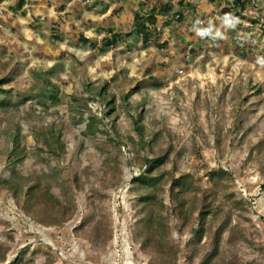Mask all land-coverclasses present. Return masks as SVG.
Masks as SVG:
<instances>
[{
	"label": "rangeland",
	"instance_id": "1",
	"mask_svg": "<svg viewBox=\"0 0 264 264\" xmlns=\"http://www.w3.org/2000/svg\"><path fill=\"white\" fill-rule=\"evenodd\" d=\"M24 1L20 9L19 0H0V173L8 138L19 133L25 174L43 171L62 181L79 175L84 191L73 193L78 210L61 229L37 227L0 192V246L9 249L8 262L148 264L135 240L134 200L125 183L131 147L121 150L124 183L115 187L110 167L117 153L80 135L81 114L101 117L111 100L124 139L136 138V108L145 124L168 131L166 140L174 146L170 167L177 176L194 177L190 199L204 191L212 199L234 194L236 213L222 252L237 262L264 264V0H251L239 19L227 13L224 1L183 0L181 6L171 0L168 15L156 5L166 0ZM150 12L163 24L174 14L184 18L147 45L129 35L101 51L102 26L127 35L134 15ZM200 28L217 39L206 41ZM79 35L97 43L77 42ZM99 88L105 90L103 102L94 94ZM124 95L129 107L122 106ZM57 132L66 143L61 158L41 142L43 133ZM224 171L234 180L220 179ZM95 219L102 231L106 225L111 231L103 252L88 242L89 229L79 231ZM167 220L178 239L180 222L170 215ZM208 242L205 237L200 255ZM178 263L184 264L182 257Z\"/></svg>",
	"mask_w": 264,
	"mask_h": 264
},
{
	"label": "trees",
	"instance_id": "2",
	"mask_svg": "<svg viewBox=\"0 0 264 264\" xmlns=\"http://www.w3.org/2000/svg\"><path fill=\"white\" fill-rule=\"evenodd\" d=\"M212 1H224L227 3V13L234 19H239L244 17L247 4L251 0H235L231 5L228 0ZM144 2L145 5L148 4V0ZM24 4V0H19L17 7L21 9ZM156 5L160 12L167 15L173 8L171 0H166L164 4L160 1ZM179 5L183 6V0L179 2ZM154 12L134 15L132 31L127 35L116 32L111 27L102 26L106 34L101 40V51L115 47L129 35L139 37L142 44L147 45L157 39L163 29L180 23L184 18L181 13L174 14L163 24ZM193 25H197V22ZM200 30L206 41L217 39L216 36L213 38L208 36L204 32L205 28ZM76 40L84 45L97 43L96 40L85 39L83 35H79ZM191 53L195 54L196 51L192 50ZM1 88L0 83V92H3ZM104 92V88H99L94 94L103 102ZM92 95H89L90 98ZM86 104L88 105V101ZM113 105L114 102L110 100L105 105L106 112L101 117L93 113L81 114L80 122L83 129L80 135L84 140L108 144L117 153L110 167L112 186L115 187L124 183L123 165L120 162L121 150L126 151L131 147L132 150L125 164L130 172L129 181L125 183L129 187L128 195L134 200L132 209L135 213V224H133L135 240L140 243L142 252L149 257L148 264H179L180 257L184 264H252L237 262L226 255L224 250L222 252L223 238L232 229L231 221L236 213V205L232 203L234 194L230 193L222 198L216 195L212 199L211 193L204 191L203 194L195 195L190 199L194 177L190 173L177 176L176 167H170L174 146L166 140L169 136L166 133L168 131L158 126L145 124L142 112L139 113L136 108L137 116L131 119L136 138L124 139L116 125L118 114ZM126 105L127 97L124 95L122 106ZM19 136L17 133L8 138L9 147L2 166L4 170L0 173V192L6 194L5 198L12 204V208L32 220L37 227L61 229L71 222L77 213V202L73 193L84 191L81 177L75 175L73 179L62 181L55 180L53 173L46 175L43 171L25 174L21 169L23 156L19 153ZM41 137L42 145L47 148L49 155L61 158L65 154L66 143L60 132L52 136L43 133ZM140 165L142 168L135 173L136 166ZM233 176L232 173L224 171L219 178H228L232 181ZM90 188L91 191H95L91 185ZM260 189L264 192V186ZM196 211H198V219L194 222ZM168 215L175 217L181 224L176 240L171 234ZM141 217L144 218L143 221ZM100 224L101 222L95 219L91 227L80 225L79 231L86 232L85 230L89 229L88 242L93 249L103 252L110 239L111 231L107 225L102 231ZM187 236H191L188 241ZM205 237L209 241L208 250L202 247L206 251L203 250L206 254L202 256L199 247ZM8 254L9 249L0 246V264H17L16 261L8 262ZM196 258H198L197 262H195Z\"/></svg>",
	"mask_w": 264,
	"mask_h": 264
}]
</instances>
